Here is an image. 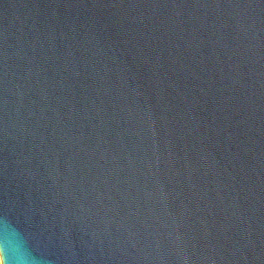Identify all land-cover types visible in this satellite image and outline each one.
I'll return each instance as SVG.
<instances>
[{"label":"water","instance_id":"1","mask_svg":"<svg viewBox=\"0 0 264 264\" xmlns=\"http://www.w3.org/2000/svg\"><path fill=\"white\" fill-rule=\"evenodd\" d=\"M1 264H264V0H0Z\"/></svg>","mask_w":264,"mask_h":264},{"label":"bare ground","instance_id":"2","mask_svg":"<svg viewBox=\"0 0 264 264\" xmlns=\"http://www.w3.org/2000/svg\"><path fill=\"white\" fill-rule=\"evenodd\" d=\"M0 264H1V258H0Z\"/></svg>","mask_w":264,"mask_h":264}]
</instances>
